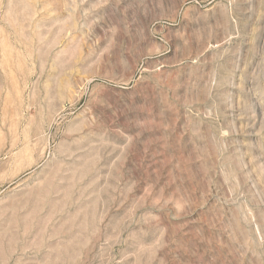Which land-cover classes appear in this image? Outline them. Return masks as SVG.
Returning <instances> with one entry per match:
<instances>
[{"label": "rangeland", "instance_id": "1", "mask_svg": "<svg viewBox=\"0 0 264 264\" xmlns=\"http://www.w3.org/2000/svg\"><path fill=\"white\" fill-rule=\"evenodd\" d=\"M0 264H264V0H0Z\"/></svg>", "mask_w": 264, "mask_h": 264}]
</instances>
